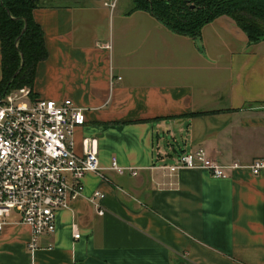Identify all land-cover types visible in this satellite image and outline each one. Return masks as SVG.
I'll use <instances>...</instances> for the list:
<instances>
[{"label": "crops", "instance_id": "obj_1", "mask_svg": "<svg viewBox=\"0 0 264 264\" xmlns=\"http://www.w3.org/2000/svg\"><path fill=\"white\" fill-rule=\"evenodd\" d=\"M114 1L39 0L32 10L46 53L33 99L84 109L73 150L91 144L99 170L31 253L28 226L10 213L0 264H264V167H246L264 163V39L248 43L224 15L189 38ZM196 148L242 166L222 178L159 167ZM111 159L136 174L112 171Z\"/></svg>", "mask_w": 264, "mask_h": 264}, {"label": "built area", "instance_id": "obj_2", "mask_svg": "<svg viewBox=\"0 0 264 264\" xmlns=\"http://www.w3.org/2000/svg\"><path fill=\"white\" fill-rule=\"evenodd\" d=\"M83 112L69 99H31L27 87L0 96V232L5 219L13 213L16 222L29 228L26 249L30 253L37 248L40 236L54 231L55 210L67 207L71 199L82 194L83 176L99 170L91 144H85L82 154L73 150L72 132L84 122ZM241 166L237 162L219 164L208 158L202 148H196L159 167L169 172L200 168L222 178ZM246 167L256 174L264 163L255 160ZM109 169L118 174H136L133 167L119 166L114 159ZM101 198L97 190L89 196L98 215L103 213L98 203ZM72 237H79L74 226Z\"/></svg>", "mask_w": 264, "mask_h": 264}, {"label": "trees", "instance_id": "obj_3", "mask_svg": "<svg viewBox=\"0 0 264 264\" xmlns=\"http://www.w3.org/2000/svg\"><path fill=\"white\" fill-rule=\"evenodd\" d=\"M128 1L126 14L136 10L147 12L178 35L198 37L203 25L224 15L244 32L248 43L264 39V0ZM38 2L0 0V96L12 89L27 87L33 99L34 68L46 55L42 31L32 18V10ZM16 69L18 71L10 80Z\"/></svg>", "mask_w": 264, "mask_h": 264}, {"label": "rangeland", "instance_id": "obj_4", "mask_svg": "<svg viewBox=\"0 0 264 264\" xmlns=\"http://www.w3.org/2000/svg\"><path fill=\"white\" fill-rule=\"evenodd\" d=\"M45 1H46V3L50 2V0H45ZM115 1H114L115 2V9H127L128 6H129V1L128 0H115ZM178 137H179V135H177V140H179ZM167 141L171 142V138L167 137ZM173 145H175V144H173ZM12 215H14V214L11 213V216Z\"/></svg>", "mask_w": 264, "mask_h": 264}, {"label": "water", "instance_id": "obj_5", "mask_svg": "<svg viewBox=\"0 0 264 264\" xmlns=\"http://www.w3.org/2000/svg\"><path fill=\"white\" fill-rule=\"evenodd\" d=\"M23 29V28H22ZM18 71V69H16V71L12 74V76H11V78H10V80L12 79V77L15 75V73ZM9 80V81H10Z\"/></svg>", "mask_w": 264, "mask_h": 264}]
</instances>
